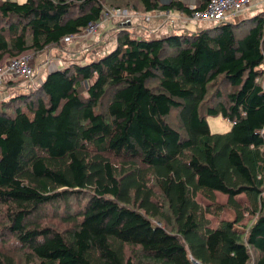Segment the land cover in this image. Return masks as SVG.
Here are the masks:
<instances>
[{
    "label": "trees",
    "instance_id": "obj_1",
    "mask_svg": "<svg viewBox=\"0 0 264 264\" xmlns=\"http://www.w3.org/2000/svg\"><path fill=\"white\" fill-rule=\"evenodd\" d=\"M122 1L187 18L209 2L0 0V66ZM115 41L0 102V264H264V10L162 38L122 25Z\"/></svg>",
    "mask_w": 264,
    "mask_h": 264
},
{
    "label": "crops",
    "instance_id": "obj_2",
    "mask_svg": "<svg viewBox=\"0 0 264 264\" xmlns=\"http://www.w3.org/2000/svg\"><path fill=\"white\" fill-rule=\"evenodd\" d=\"M170 1V0H168ZM184 4L190 3L192 6L191 8H198L200 6V0H182ZM188 5V4H187ZM190 6V5H188ZM264 10V0H252L251 4L249 5L248 9L244 12H242L239 16L237 17H229L226 21H231V19H235V18H239L240 20H243L245 18H249L252 17L256 14H258L259 12ZM146 17H148V19H146ZM238 20V21H240ZM132 21V22H131ZM130 21L129 25H134V31L131 32L133 34H136L138 36H145V37H152V38H162L165 37L167 35H173V34H180L182 31L186 30V31H190L188 29H193L194 31H198L199 29L202 28H207L210 26H213L214 23H201V22H196L191 20L190 18L188 19L186 16H183L182 13L180 12H176V11H170L168 13H156V15L150 14V15H146L144 17H136L133 16L132 19ZM202 25V26H201ZM204 26V27H203ZM104 31L101 27L100 31H99V38L101 39V32ZM143 32H145L143 34ZM143 34V35H142ZM83 41L89 40V37L86 38H78V40H75L73 42H75L74 44L72 43L70 46V48H68L66 51L69 53H74L77 49L79 48H84V46H91V42H85L83 44ZM94 43V42H93ZM92 43V44H93ZM100 44H98L99 46ZM115 46V41L113 43H111L109 46H107L106 50L104 52H102L103 54H105L106 52L112 50ZM97 47V46H95ZM90 50L93 51L94 47H90ZM89 50H87L86 52H88ZM75 54H77V52H75ZM65 54L64 52H57L54 53L53 55H51L50 59L46 60L44 63H38L36 60L34 61V59L32 60V66H33V71H34V81H37V77H39L40 75V80H38V82H42L45 78V76L47 75L48 72L56 70L58 68H63L66 67L67 64L63 63L60 61L64 59ZM101 54H98V56ZM41 56V55H40ZM96 58L95 56H92V58ZM69 61L70 63L75 62L73 59L76 58H71V55H68ZM52 60V61H51ZM64 61V60H63ZM80 63V62H79ZM36 64H40L38 66L35 67ZM42 65V67H40ZM28 82H24L21 85V91L26 89H30V86L27 85ZM39 83V84H40ZM4 88V87H3ZM32 88V87H31ZM35 88V87H34ZM2 89V87H1ZM5 90L10 89V87L8 89L4 88Z\"/></svg>",
    "mask_w": 264,
    "mask_h": 264
},
{
    "label": "rangeland",
    "instance_id": "obj_3",
    "mask_svg": "<svg viewBox=\"0 0 264 264\" xmlns=\"http://www.w3.org/2000/svg\"><path fill=\"white\" fill-rule=\"evenodd\" d=\"M11 1L23 3L25 0H11ZM162 2L168 3L169 1L164 0ZM187 4L190 6H188ZM187 4H184V5H186L190 9H192L191 8L192 5L190 3H187ZM118 7L119 8H116V9L127 10L130 14H132L133 16H136V17L142 18V17L146 16L143 13L136 11L139 9H133L131 6H126L124 1H122L120 6H118ZM106 9L112 10L113 8L112 7H106ZM238 20H240V19L239 18L231 19V21H233V22H237ZM122 25L129 27L130 31H131V29H132V31H134V28H132V27H134L135 24L129 25L128 23L122 24L121 22H118L115 20H106L105 22H103V24L101 26L102 29L104 30L101 32V39L99 38V31L101 29V27H100L97 34L95 35V37H90V39L86 40V41H83L80 39L83 42V44L85 42H91V46H84L83 49L82 48L77 49L75 51V52H77V54H75V52L69 53L66 51L68 48L73 46V45L70 46L72 43L73 44L75 43V42H68V43H65V45L61 44L60 49H54L53 48L52 50L48 51L47 54H43L42 56H38L35 60L38 63L39 62L44 63L46 60L50 59L51 58L50 56L53 55L54 53H56V51H57V52H64L65 54L71 55V58H73V57L76 58V59H73L76 63H79V62L80 63H88L90 61V59L92 58V56L98 57V54L103 55L102 52H104L106 50L107 46H109L111 43H113L115 41L116 33H117L118 29L120 28V26H122ZM188 30H190V32L194 31L193 29H188ZM144 33L145 32H143V34ZM98 44H100V45L98 46ZM95 46H97V47H95ZM90 47H92V48L94 47V50L91 51ZM87 50H89V51L86 52ZM68 55H65V57L63 59L64 61L60 59L61 62L66 63L67 65L71 64L69 61ZM101 55H99V56H101ZM38 65H40V64H36L35 67ZM40 67H42V65ZM40 75H39V77L36 78L37 81L34 83L35 87L40 83V82H38V80H40ZM19 85H20V82H14L13 83L14 88H12V89L5 90L3 87H2V89L0 88V102L4 101V100H8L10 97H12V95H15L18 92H20V86ZM0 109H1V104H0ZM170 118H171V120L175 121L174 115L171 116ZM207 121H208L209 129L212 133H225L231 127L230 122L222 119L221 117L209 118ZM238 199L242 202L245 201V199L242 196L238 197ZM217 200H218V202L225 204L226 197L221 195V194H218ZM199 201L202 204H204V202H205L204 200L201 199L200 196H199ZM233 216H234L233 212H231L227 209H224V211L221 213V215L218 218L210 217V219H211L213 225L215 226L219 220H221V219L232 220ZM248 221H249V218H246L242 224L237 225V229L239 231H241V230L243 231V226H244V224H247ZM253 260H254V255L251 253V260H250L249 264H253Z\"/></svg>",
    "mask_w": 264,
    "mask_h": 264
},
{
    "label": "built area",
    "instance_id": "obj_4",
    "mask_svg": "<svg viewBox=\"0 0 264 264\" xmlns=\"http://www.w3.org/2000/svg\"><path fill=\"white\" fill-rule=\"evenodd\" d=\"M251 2L252 0H209L203 10L194 12L189 18L201 23L208 22L217 24L225 22L229 17H237L246 11ZM132 17L133 15L127 10L105 9L101 14V20L89 24L84 33L78 38L95 37L99 28L106 20H115L122 24H130ZM73 39V37H68L63 40V43H68ZM5 79H9L11 82L24 79L25 82H28L27 85L30 86V89H33L36 81H34L35 77L31 57L22 55L2 64L0 66V85H2Z\"/></svg>",
    "mask_w": 264,
    "mask_h": 264
},
{
    "label": "clouds",
    "instance_id": "obj_5",
    "mask_svg": "<svg viewBox=\"0 0 264 264\" xmlns=\"http://www.w3.org/2000/svg\"><path fill=\"white\" fill-rule=\"evenodd\" d=\"M36 88V87H35Z\"/></svg>",
    "mask_w": 264,
    "mask_h": 264
}]
</instances>
